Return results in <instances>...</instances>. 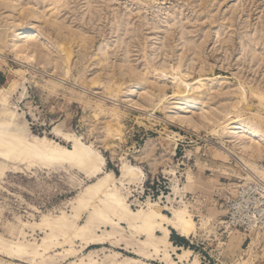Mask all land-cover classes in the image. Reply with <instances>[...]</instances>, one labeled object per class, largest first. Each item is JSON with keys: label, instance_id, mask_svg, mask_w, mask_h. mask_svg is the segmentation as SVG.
<instances>
[{"label": "rangeland", "instance_id": "obj_1", "mask_svg": "<svg viewBox=\"0 0 264 264\" xmlns=\"http://www.w3.org/2000/svg\"><path fill=\"white\" fill-rule=\"evenodd\" d=\"M175 70L189 86L182 95ZM254 91L264 94V0H0V120L15 112V130L68 148L62 134L80 137L103 156L134 211L148 200L173 220L186 210L195 232L172 228L170 237L199 264H254L264 242V230L222 229L228 199L264 169V99ZM116 122L118 138L107 129ZM240 125L263 137H237ZM124 163L143 178L124 181ZM9 167L0 178V235L9 245L24 241V222L71 216L94 181L64 167ZM86 222L84 214L77 224ZM26 233L38 243L45 236ZM169 242L156 252L125 220L93 223L83 237L52 245L44 263L0 245V264H170L168 256L189 264Z\"/></svg>", "mask_w": 264, "mask_h": 264}, {"label": "bare ground", "instance_id": "obj_2", "mask_svg": "<svg viewBox=\"0 0 264 264\" xmlns=\"http://www.w3.org/2000/svg\"><path fill=\"white\" fill-rule=\"evenodd\" d=\"M175 73H173L174 84H176L175 94L182 95L188 91L182 89V85L184 87L188 86L186 77L180 71H176ZM192 88L194 89L193 86ZM120 91L121 89L118 87L110 88L108 95L115 98L119 95ZM254 94L260 98V103L263 104L262 99H264V94L255 91ZM6 102L7 99L3 96L1 103L4 105ZM185 108L184 112L191 110L190 105L185 106ZM15 117V112L8 111L5 113L4 118L0 120V178L6 174L10 168L9 165H12L15 170L19 171L24 170L21 168L24 165L26 169L40 166L79 170L84 173L87 180L91 181L94 179V181L87 185L85 190L76 199L71 216L62 210L56 217L43 215L39 222H24V229L22 228L24 241L21 242L19 240L11 245L3 241V235L1 234L0 245L8 254L12 253L21 257L32 256L33 260L41 257L42 263H44V255L52 245L62 246L69 239L73 241L78 237H83L84 232L89 230V226L93 223L104 224L106 226H119L120 222L125 220L129 223L131 233H144L147 236V243L153 246L156 252H159L162 246L170 244L169 238L172 228L181 230L184 235L195 232V222L188 218L186 210H179L176 214V220L163 213L161 203L152 202L151 200L142 203L138 210H132L126 196L122 194V188L118 185L114 172H104L106 161L103 156L97 150H94L93 146L84 143L80 137L62 134L63 138L72 144L71 148L65 147L46 137L31 138L13 128ZM240 120V115H236L230 118L229 121L231 125H235V122ZM107 129L114 138H118L122 134L121 124L118 122H116V125L109 123ZM236 130L237 137L245 132H251L255 137H263L262 132L252 130L247 125H240ZM170 145L175 146L172 142ZM252 170L256 171L254 166ZM121 171L124 181L137 182L143 178V171L137 166L124 163ZM256 172L261 174L258 178L256 177L257 179L260 178V180H254L251 183H264V169L257 170ZM251 183H244L241 188H246ZM259 206L260 204L258 203L257 211H259ZM238 211L240 212V210ZM84 214H87V222L85 226L81 227L77 224V221ZM255 214L256 212L252 213L250 217L249 230H246V233L252 234L256 233L255 231L264 230V222L259 223V219H256V217L254 221L252 220ZM27 228H31L34 233L36 231L44 233L45 236L42 238L41 243L37 242L38 239L34 242L26 239ZM222 229L225 230L224 233L239 231L238 228H232V226L224 222L222 223ZM157 232H161L162 236L158 237ZM59 236L63 237V242H61ZM179 250L182 251V254L178 252L176 254L180 261L184 262L186 260L189 264H199L197 258L190 260L191 254H193L190 250L183 247ZM61 255L62 252H56L55 257L57 258ZM128 260L133 261L135 259L128 258ZM168 261L170 264H175L174 261L169 259V256ZM80 264L88 263L83 261ZM89 264L94 263L90 261Z\"/></svg>", "mask_w": 264, "mask_h": 264}, {"label": "built area", "instance_id": "obj_3", "mask_svg": "<svg viewBox=\"0 0 264 264\" xmlns=\"http://www.w3.org/2000/svg\"><path fill=\"white\" fill-rule=\"evenodd\" d=\"M258 203L259 211L256 209ZM226 206L223 222L228 223L232 228H238L243 232L249 230L250 217L254 212L256 214L252 220L254 221L256 217L259 223L264 222V183H251L246 188H240L234 199H228Z\"/></svg>", "mask_w": 264, "mask_h": 264}, {"label": "crops", "instance_id": "obj_4", "mask_svg": "<svg viewBox=\"0 0 264 264\" xmlns=\"http://www.w3.org/2000/svg\"><path fill=\"white\" fill-rule=\"evenodd\" d=\"M196 225V224H195ZM197 227V225H196ZM263 231V230H262ZM262 231H259V232H262ZM238 232V231H237ZM240 232V231H239ZM250 234V233H248ZM248 240V237L244 240V241H247ZM244 243V242H243ZM261 247L259 248L258 251H255L254 252V258L251 256L250 257V260L253 259L254 261V264H264V251H263V248H264V242L260 243ZM181 246V245H179ZM183 246V245H182ZM178 250L181 248V247H178V246H175ZM257 247V246H256Z\"/></svg>", "mask_w": 264, "mask_h": 264}, {"label": "trees", "instance_id": "obj_5", "mask_svg": "<svg viewBox=\"0 0 264 264\" xmlns=\"http://www.w3.org/2000/svg\"><path fill=\"white\" fill-rule=\"evenodd\" d=\"M173 231L176 232L175 230H172V232H173ZM176 233H177V232H176ZM171 236H172V234H171ZM180 237H181V236H180ZM182 238H184V237H182ZM182 238H181V239H182ZM185 239H186V238H185ZM170 240H171V242L173 243L171 237H170ZM173 244H174V243H173ZM174 245H175V246H178V247H184V246H182V244H180L181 246H179L178 243H176V242H175Z\"/></svg>", "mask_w": 264, "mask_h": 264}]
</instances>
